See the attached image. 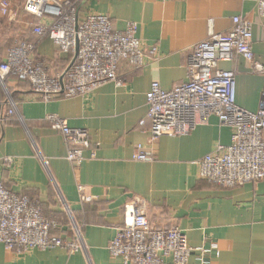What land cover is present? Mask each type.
I'll return each mask as SVG.
<instances>
[{
  "label": "crops",
  "instance_id": "obj_1",
  "mask_svg": "<svg viewBox=\"0 0 264 264\" xmlns=\"http://www.w3.org/2000/svg\"><path fill=\"white\" fill-rule=\"evenodd\" d=\"M24 2L9 0L13 19L0 10V62L11 47L28 40L37 44L34 58L57 75L70 56L59 52L51 39L36 36L33 26L38 19L24 11ZM78 12L106 15L118 30L135 22L142 45L156 46L157 55L140 68L121 62V85L108 82L71 98L42 100L28 82L12 76L0 85V180L35 200L46 217L59 220L61 228L52 232L70 240L74 233L63 207L66 202L85 246L73 253L63 248L19 253L0 244V264H124L109 254L107 245L124 222V205L134 197L145 201L153 227L183 230L195 250L191 263L202 248L210 264H264V178L222 188L198 175L197 161L216 145H228L231 129L210 115L207 123L186 135L150 140L146 118L150 84L157 81L170 88L183 82L191 47L211 30L230 29L233 16L251 23L254 58L264 65V16L257 0H81ZM219 66L236 72V103L256 111L262 76L240 56ZM9 98L19 117L6 115ZM49 114L87 130L90 146L81 163L66 159L67 144L51 128ZM138 144L149 160L132 159ZM42 158L48 160L47 166Z\"/></svg>",
  "mask_w": 264,
  "mask_h": 264
},
{
  "label": "built area",
  "instance_id": "obj_2",
  "mask_svg": "<svg viewBox=\"0 0 264 264\" xmlns=\"http://www.w3.org/2000/svg\"><path fill=\"white\" fill-rule=\"evenodd\" d=\"M80 2L25 0L24 11L38 19L33 32L40 40L51 39L58 51L68 54L70 60L61 73L52 75L42 60L34 58L37 44L21 40L0 62V85L12 76L28 82L32 93L42 100L71 98L108 82L123 84L118 74L121 62L140 68L148 58H155L157 47L142 45L136 35L135 22L129 21L124 30H118L106 15L80 16ZM257 7L264 16V0H257ZM0 10L10 19L16 16L9 0H2ZM231 19L230 29L211 30L204 40L191 47L183 82L163 88L154 81L146 93L150 140L164 135H186L207 123L210 115H215L220 125L231 129L228 145H216L197 161L199 177L222 188H234L264 178V65L254 58L251 23L240 16ZM262 32L264 37V20ZM234 56L249 61L251 71L262 76L256 111L236 103V72L219 66ZM7 102L10 107L6 115L19 117L14 101L9 98ZM46 119L67 144L66 159L81 163L83 151L90 146L87 130L69 126L56 114H49ZM132 159L146 161L150 157L138 144ZM42 160L47 166L48 160ZM83 199L89 200L88 197ZM63 207L74 233L70 240L52 232L61 228L59 220L46 217L35 200L13 192L0 180V244L19 253L32 249L63 248L70 253L84 250L81 229L66 202ZM123 215L124 222L116 228L107 249L124 264H210L202 248L197 249L196 261L190 262L195 250L188 244L183 230L175 226L153 227L147 218L144 200L134 197L124 205Z\"/></svg>",
  "mask_w": 264,
  "mask_h": 264
}]
</instances>
